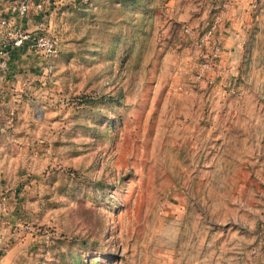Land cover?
Here are the masks:
<instances>
[{
	"label": "rangeland",
	"instance_id": "obj_1",
	"mask_svg": "<svg viewBox=\"0 0 264 264\" xmlns=\"http://www.w3.org/2000/svg\"><path fill=\"white\" fill-rule=\"evenodd\" d=\"M37 9L52 67L18 70L0 115L13 264H264V0ZM184 24L215 25L233 92L194 79Z\"/></svg>",
	"mask_w": 264,
	"mask_h": 264
},
{
	"label": "built area",
	"instance_id": "obj_2",
	"mask_svg": "<svg viewBox=\"0 0 264 264\" xmlns=\"http://www.w3.org/2000/svg\"><path fill=\"white\" fill-rule=\"evenodd\" d=\"M31 3L32 0H12L8 4L11 14L8 15L0 11V36L13 46L26 44L42 57V62L46 63L47 70L50 71L52 66L48 61V57L55 53L57 41L49 30L47 31L39 27L41 24L39 21H37L34 30L24 27L23 19L29 15ZM33 4L34 8L39 10L37 8L41 6L40 0H33ZM214 26V24L209 25L199 33H194L187 24L182 26V31L193 38L200 56V61L193 76L196 81L206 84H211L216 79L217 81L223 80V85H226L228 91L233 92V86L229 83V79H223L225 69L218 65L221 42L215 33ZM6 55L7 50L0 48V67L2 69L5 67ZM3 206L4 195H0V209L3 210Z\"/></svg>",
	"mask_w": 264,
	"mask_h": 264
},
{
	"label": "crops",
	"instance_id": "obj_3",
	"mask_svg": "<svg viewBox=\"0 0 264 264\" xmlns=\"http://www.w3.org/2000/svg\"><path fill=\"white\" fill-rule=\"evenodd\" d=\"M12 0H0V11L6 14H11L8 4ZM36 1V0H35ZM42 3V0H40ZM50 3V2H49ZM33 0L30 4V12L29 15L24 17V27L31 30L33 28H36V23L33 20H38L39 15H33V11L35 12V8L33 6ZM44 7L45 4H43ZM49 8L46 7V9ZM46 11V10H45ZM41 13V12H40ZM6 43V44H4ZM4 44V45H3ZM0 48H5L7 50V57L5 62V67L2 69L0 67V115L1 110L4 108V104L7 101H10V94L9 91H12L10 86H14L19 79L12 78V76L16 77V72L18 70H21L23 68H29L30 70H33V68L36 66V64L41 63L43 61L42 57L40 55H37V53L33 52L31 48H29L26 44L21 45H11L7 42L2 36H0ZM1 58V57H0ZM18 75V74H17ZM25 80V79H24ZM12 98L14 99L15 90L11 92ZM19 95V94H18ZM12 99V100H13ZM3 128L0 127V132H3ZM3 165L2 162H0V167ZM1 169V168H0ZM3 177L2 173L0 171V185L2 183ZM4 211L0 210V264H13L15 255H18V243L16 244H7L6 237L4 236V224L1 220V216L4 215ZM227 259H223L221 257V261L219 264H226ZM200 264V262H198Z\"/></svg>",
	"mask_w": 264,
	"mask_h": 264
}]
</instances>
